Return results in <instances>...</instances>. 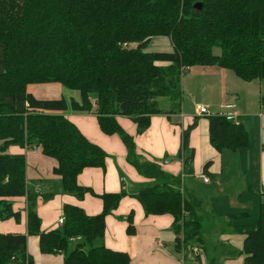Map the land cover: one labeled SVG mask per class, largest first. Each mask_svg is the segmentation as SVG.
Masks as SVG:
<instances>
[{
  "label": "trees",
  "instance_id": "trees-1",
  "mask_svg": "<svg viewBox=\"0 0 264 264\" xmlns=\"http://www.w3.org/2000/svg\"><path fill=\"white\" fill-rule=\"evenodd\" d=\"M160 36L170 39L172 52L146 51ZM215 47L219 56L212 53ZM204 66L230 70L245 82L264 80V0H0V221L19 222L20 213L9 199L25 197L27 235L38 237L41 254H62L63 264H129L127 254L101 244L105 218L118 207L123 192L99 196L103 208L96 216L65 205L62 225L41 233L37 196L26 187L25 158L6 153L12 145L36 150L55 161L53 173L61 178L65 194L77 199L93 194L77 184V176L85 168H103L107 155L65 117L73 111L93 114L102 133L118 135L127 162L154 182L134 196L145 213L172 216L175 234H182L186 244H199V203L172 187L169 182L177 178L159 163L136 154L133 138L116 116L131 119L137 134H143L150 117L163 113L157 99L168 98L178 108L183 72ZM52 84L75 93L69 100H44L29 91L33 85ZM207 120L209 142L218 153L249 146L242 123L218 114ZM194 127L183 132V151ZM191 159L192 153L185 160L187 168ZM248 215L229 218L234 223ZM234 230L245 236L244 264H264V202L252 225ZM0 264H33L26 235L0 234Z\"/></svg>",
  "mask_w": 264,
  "mask_h": 264
},
{
  "label": "crops",
  "instance_id": "crops-1",
  "mask_svg": "<svg viewBox=\"0 0 264 264\" xmlns=\"http://www.w3.org/2000/svg\"><path fill=\"white\" fill-rule=\"evenodd\" d=\"M235 77L232 71L217 66L186 69L179 85L180 106L173 108L168 98H158L157 104L163 113L152 115L141 135L137 134L136 124L131 119L116 116L123 132L133 138L136 154L159 163L162 170L177 178L176 183L169 184L179 188L188 201L194 199L199 203L196 207V215L202 221L199 244H186L182 234H175L172 216L145 213L134 196L154 182L140 177L127 162V150L118 135L102 133L93 114L72 111L65 117L107 155L103 168H85L77 176V184L91 189L93 194H86L82 199L65 194L61 178L53 173L55 161L36 150L12 145L6 151L25 158L26 187L37 196L40 232L59 227L65 205L81 208L87 216H96L103 208L99 196L123 192L125 195L118 207L105 218L101 244L110 251L127 254L129 264H244L241 252L245 236L234 227L252 225L258 218L260 203L264 202V105L261 103L264 87L251 91L254 103L249 109L242 103L238 88L243 87ZM258 81L261 80L248 82V86ZM29 91L37 99L63 97L55 84L31 86ZM75 99L78 100V96ZM196 105L214 115L222 110V114L236 115V122L242 123L248 133L249 146L237 152L218 153L209 142L208 120L197 115ZM194 123L187 150L183 151V132ZM191 153L190 168H187L185 160ZM207 163L210 164L205 169ZM203 174L209 179L207 183L200 177ZM49 194L53 197L43 201L42 197ZM9 200L13 210L20 213L19 222L14 219L0 222V234L26 235L27 255L33 264H63L62 254H41L38 237L27 235L26 198ZM242 213L249 215L231 223L230 215ZM129 225L131 228L127 230ZM193 247H199L202 255L195 256L191 251Z\"/></svg>",
  "mask_w": 264,
  "mask_h": 264
},
{
  "label": "rangeland",
  "instance_id": "rangeland-1",
  "mask_svg": "<svg viewBox=\"0 0 264 264\" xmlns=\"http://www.w3.org/2000/svg\"><path fill=\"white\" fill-rule=\"evenodd\" d=\"M170 47H171L170 39L168 37H161L160 36V37H155L152 39V41L150 42V44L146 48V51H148V52H172V49ZM220 52L221 51L219 48H217V47L213 48V51H212L213 55L219 56ZM235 79H237V81H240V85L243 87L242 89L238 88L239 95L242 99V103L247 105L249 109H252L253 103H254V97L252 96L251 91L257 90V88L259 86L264 87V80H261L260 82L259 81L254 82V84H250V86H248V82H244V81L242 82V80H239V78H237V77H235ZM33 86H36V85H33ZM37 86H43V85H37ZM57 86H59V91H58L59 95L66 97L67 99H69V96H71L75 93L72 90L65 89L63 86H60V85H57ZM248 87H250L251 89H247ZM29 90H30V87H29ZM78 100H76V101H78ZM160 106H162V104ZM220 112L223 113L224 111L222 110ZM205 117H202V119L207 121V119ZM198 120L199 119H196L195 121L198 122ZM0 146H2L1 141H0ZM0 222H4V221H0ZM97 242H98V240L95 241V243H97Z\"/></svg>",
  "mask_w": 264,
  "mask_h": 264
},
{
  "label": "built area",
  "instance_id": "built-area-1",
  "mask_svg": "<svg viewBox=\"0 0 264 264\" xmlns=\"http://www.w3.org/2000/svg\"><path fill=\"white\" fill-rule=\"evenodd\" d=\"M195 111L197 113L198 116L200 117H207V116H215L214 114L210 113L209 111H207L206 108L200 106V105H196L195 106ZM217 115V114H216ZM218 115H222L224 116L227 120H232L233 122L237 123L236 120H237V117L236 115L234 114H222V113H218ZM201 179L207 183L209 181L208 177L206 175H201L200 176ZM184 216H187L186 214H184ZM63 223V219L59 221V227L62 225ZM76 240H80L79 238H77ZM192 253L195 254V256H200L202 255V251L200 250L199 247H193L191 249Z\"/></svg>",
  "mask_w": 264,
  "mask_h": 264
},
{
  "label": "water",
  "instance_id": "water-1",
  "mask_svg": "<svg viewBox=\"0 0 264 264\" xmlns=\"http://www.w3.org/2000/svg\"><path fill=\"white\" fill-rule=\"evenodd\" d=\"M194 8H195V9H200V8H201V5H200V4H195V5H194Z\"/></svg>",
  "mask_w": 264,
  "mask_h": 264
}]
</instances>
